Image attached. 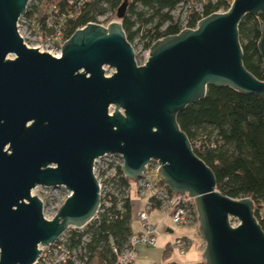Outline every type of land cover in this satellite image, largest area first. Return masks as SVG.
I'll use <instances>...</instances> for the list:
<instances>
[{
  "label": "water",
  "instance_id": "water-1",
  "mask_svg": "<svg viewBox=\"0 0 264 264\" xmlns=\"http://www.w3.org/2000/svg\"><path fill=\"white\" fill-rule=\"evenodd\" d=\"M29 1L0 0V264H34L39 246L95 218L93 163L106 155L122 157L131 181L157 161L167 188L194 199L206 264H264L253 202L217 190L212 170L176 121L210 86L264 96V81L243 65L238 37L246 15L264 14V0H233L227 12L157 41L144 66H137L121 26L128 1L116 11L120 22L77 30L59 59L20 38L17 23ZM261 32L264 69V25ZM105 67L114 70L111 77ZM37 187L68 193L51 221L31 195ZM230 218L240 225L233 228Z\"/></svg>",
  "mask_w": 264,
  "mask_h": 264
},
{
  "label": "trees",
  "instance_id": "trees-1",
  "mask_svg": "<svg viewBox=\"0 0 264 264\" xmlns=\"http://www.w3.org/2000/svg\"><path fill=\"white\" fill-rule=\"evenodd\" d=\"M124 1H128V6L121 26L127 41L132 44L140 39L147 49L152 43L179 34L180 24L173 20L172 12L180 5L194 3L202 9L200 13L189 5L187 28L195 29L200 14L208 17L227 12L233 0H98L80 8L74 17H68L64 0H30L25 17L40 22L43 38L55 36V30L46 25L47 21H52L62 31L63 39L68 40L97 16L116 12ZM263 25L264 14L246 15L238 27L243 65L260 81H264V69L258 43ZM176 121L194 153L212 170L217 190L233 200L250 199L254 204V217L264 232V96L210 86L205 98L186 107ZM117 175V189H128L134 182L127 179L121 169ZM158 208L159 205H155L153 211ZM133 214L129 199L112 198L102 204L89 225L68 234L71 248L86 251V261L80 255L78 260L83 264H116L133 234ZM112 245L117 248L116 253ZM169 246L165 248L164 258L170 252Z\"/></svg>",
  "mask_w": 264,
  "mask_h": 264
},
{
  "label": "built area",
  "instance_id": "built-area-1",
  "mask_svg": "<svg viewBox=\"0 0 264 264\" xmlns=\"http://www.w3.org/2000/svg\"><path fill=\"white\" fill-rule=\"evenodd\" d=\"M96 1L98 0H64V9L66 10L68 17H74L79 13L80 8ZM29 5L30 2L28 3V6ZM28 6L26 12L28 11ZM104 7L106 6L104 5ZM197 12L201 13L202 9L200 8ZM113 15H115V12L108 11L103 16H97L94 22L88 24H96L106 27V20L109 16ZM189 15L190 13L188 12V16L182 27L180 25L179 33L185 29H189L187 28ZM25 16L26 14L23 15L17 23L18 34L25 46L27 48L36 49L40 53L48 54L53 58H61L62 46L67 40L63 39L60 28L58 29V27H55L52 21H47L46 25L49 28H53L56 33L54 37L43 38L40 22L38 23L33 19L29 20ZM206 17L200 14L196 27L197 24ZM153 44L154 43H152L151 46ZM142 48L145 50V61L141 66H144L149 58L150 48L145 49L144 46H142ZM135 62L137 64L136 58ZM137 66L139 65L137 64ZM122 165L123 159L119 155H106L100 157L93 163V175L99 186L100 209L102 204H107L112 198H116L119 201L122 199H129L133 204V212H135L136 219L140 225V232L133 233L129 237L125 249L122 253H120V255H118L116 264H137V249L139 247H156L157 240L160 235V228L153 225L149 219V215L153 211V207L155 205H159L158 211L169 218L172 225L177 229H187L189 226L197 224L198 215L193 198L189 197L187 194L181 195L170 192L159 174L160 165L157 161H151L146 166V171L131 185L133 190L131 189V186L128 189H121V187L117 189L116 181L119 179L117 173L118 170L122 168ZM120 204L121 203H119V205ZM100 209L97 215L99 214ZM84 228H70L63 233L55 243L45 247L39 246L38 249L40 251V255L34 264H67L68 262L83 264L78 260V256H84L83 261H86V251L81 248H71L68 243V234L72 230L81 231ZM84 241L86 240L84 239ZM111 247L113 252L116 253L117 248L114 245ZM169 247L171 253L183 256L190 249L191 240L187 237H179L176 238ZM172 263L174 262L165 264Z\"/></svg>",
  "mask_w": 264,
  "mask_h": 264
},
{
  "label": "rangeland",
  "instance_id": "rangeland-1",
  "mask_svg": "<svg viewBox=\"0 0 264 264\" xmlns=\"http://www.w3.org/2000/svg\"><path fill=\"white\" fill-rule=\"evenodd\" d=\"M189 5L190 4H188V6L186 5L180 6L172 14L173 20L175 22H178L181 25V27L188 16V12L190 11ZM190 6L198 10L200 9V7L194 3L191 4ZM115 22H120L116 18V12L115 15L108 17L105 26L107 27L111 23H115ZM131 45L133 46V49L135 51V58L137 60V64L139 66L143 65L145 61L144 59L145 50L142 48L143 46L142 42L140 41V39H136ZM10 58H14V57L11 56ZM104 70L106 77H111L112 74L114 73V70L110 69L109 67H105ZM31 195L41 200L43 205V216L48 221H51L55 217L57 211L63 205V203L66 201L68 197V193L64 188L50 189V188L37 187L31 192ZM262 212L264 217V210ZM229 222L233 228H237L240 225V223L234 218H230ZM187 229L193 231V236H188L192 240V242L190 249L187 251L185 255L179 256L175 253L169 252L167 253V256L165 258L164 257L162 258L161 250L159 251L155 249V247L145 248V249L144 247H140L143 248L144 250H147L148 256L145 261H141V259H137V264H161L162 261L164 260L165 262L176 260L182 264H200V262L203 261V252L205 249V244L199 236L197 224L189 226ZM161 232H162L161 233L162 236L167 237L171 243L172 241L175 240V238L178 235L177 231H174L172 234L167 233L166 228L163 229ZM199 247L200 250H202V252L199 251Z\"/></svg>",
  "mask_w": 264,
  "mask_h": 264
},
{
  "label": "crops",
  "instance_id": "crops-1",
  "mask_svg": "<svg viewBox=\"0 0 264 264\" xmlns=\"http://www.w3.org/2000/svg\"><path fill=\"white\" fill-rule=\"evenodd\" d=\"M149 219H150V222L153 225H156V226H158L160 228V235L158 237V240H157V244H156L155 249H157L159 251L161 250V252H162V258H163V254H164V251H165L166 246L168 244H171V242L168 240L167 237L162 236V234H161L162 232L161 231L163 229L166 228V232L169 233V234H172L174 231H177V234L178 235H177L176 238H179V237L180 238L181 237H187V238H189L188 236H193V231L192 230H189V229H177V228H175L172 225L170 219L167 218L164 214H162L158 210L152 211L150 213V215H149ZM132 229H133V233H139L140 232V225H139V223H138V221L136 219V214H133V218H132ZM191 242H192V240H191ZM144 249H145V247H144ZM144 249L143 248H140V247H139V249H137L136 259H141V261H145L147 259L148 253H147V250H144ZM199 251L202 252V250H200V247H199ZM169 262L179 263L176 260H171ZM169 262H167V261L165 262V260H164V261H162L161 264H165V263H169ZM179 264H182V263H179Z\"/></svg>",
  "mask_w": 264,
  "mask_h": 264
},
{
  "label": "bare ground",
  "instance_id": "bare-ground-1",
  "mask_svg": "<svg viewBox=\"0 0 264 264\" xmlns=\"http://www.w3.org/2000/svg\"><path fill=\"white\" fill-rule=\"evenodd\" d=\"M30 2V1H29ZM215 14V13H214ZM210 16V15H209Z\"/></svg>",
  "mask_w": 264,
  "mask_h": 264
}]
</instances>
